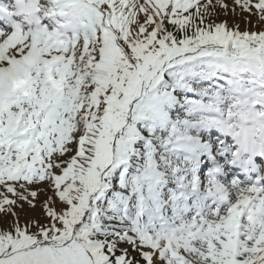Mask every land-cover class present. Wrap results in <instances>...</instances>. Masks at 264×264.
Returning <instances> with one entry per match:
<instances>
[{"label": "snow or ice", "instance_id": "6c2138e0", "mask_svg": "<svg viewBox=\"0 0 264 264\" xmlns=\"http://www.w3.org/2000/svg\"><path fill=\"white\" fill-rule=\"evenodd\" d=\"M238 10L264 22L0 0V264H264V30L213 19Z\"/></svg>", "mask_w": 264, "mask_h": 264}, {"label": "rangeland", "instance_id": "374dc122", "mask_svg": "<svg viewBox=\"0 0 264 264\" xmlns=\"http://www.w3.org/2000/svg\"><path fill=\"white\" fill-rule=\"evenodd\" d=\"M225 2H227L231 7L233 0H225ZM213 19L216 22L227 20L230 26L238 24L239 29L241 31L246 30V29L253 30V31L264 30V22L258 23L257 17L255 16L249 17L247 13H241L239 12V10L235 14L229 12L227 15H225L223 12H220V14L218 16L213 17ZM25 207L27 208V205ZM28 216H35L37 218L42 219L39 205L37 206V210L35 212H31V211L21 212L20 214L21 222L23 223L27 219ZM11 219H12L11 217L4 218V222L0 223V227L6 226V223H10Z\"/></svg>", "mask_w": 264, "mask_h": 264}]
</instances>
